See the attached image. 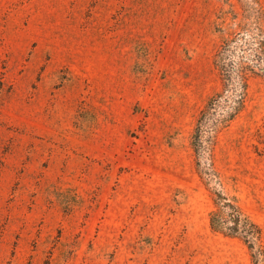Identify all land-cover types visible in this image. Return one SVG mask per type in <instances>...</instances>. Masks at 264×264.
I'll return each mask as SVG.
<instances>
[{
	"label": "rangeland",
	"instance_id": "rangeland-1",
	"mask_svg": "<svg viewBox=\"0 0 264 264\" xmlns=\"http://www.w3.org/2000/svg\"><path fill=\"white\" fill-rule=\"evenodd\" d=\"M230 9L0 0V264H251L209 227L190 141ZM213 159L264 234V78Z\"/></svg>",
	"mask_w": 264,
	"mask_h": 264
},
{
	"label": "trees",
	"instance_id": "trees-1",
	"mask_svg": "<svg viewBox=\"0 0 264 264\" xmlns=\"http://www.w3.org/2000/svg\"><path fill=\"white\" fill-rule=\"evenodd\" d=\"M237 1L242 6L241 13L230 9L218 15L221 39L213 55V65L219 89L198 112L190 141L197 171L210 187L211 231L242 241L251 264H264L263 230L245 213L238 197L227 192L213 159L217 135L246 107L250 81L264 78L263 5L260 0Z\"/></svg>",
	"mask_w": 264,
	"mask_h": 264
}]
</instances>
